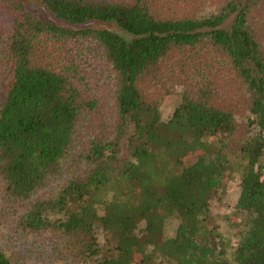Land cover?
Instances as JSON below:
<instances>
[{
    "label": "trees",
    "instance_id": "1",
    "mask_svg": "<svg viewBox=\"0 0 264 264\" xmlns=\"http://www.w3.org/2000/svg\"><path fill=\"white\" fill-rule=\"evenodd\" d=\"M0 222V264H264V0H0Z\"/></svg>",
    "mask_w": 264,
    "mask_h": 264
},
{
    "label": "rangeland",
    "instance_id": "2",
    "mask_svg": "<svg viewBox=\"0 0 264 264\" xmlns=\"http://www.w3.org/2000/svg\"><path fill=\"white\" fill-rule=\"evenodd\" d=\"M78 27H91V28H107L111 29L117 33H120L124 36H128L125 32L120 30L118 27H116L113 24L110 23H102L99 21H88ZM62 54V53H61ZM201 61L203 59H200ZM212 62L211 69L209 70L210 72H214L215 76L212 78L215 79V87H217L221 93H224V91L234 90V84L231 82L229 78H226V71L223 70L221 65L217 61H208ZM195 67H199L196 65ZM103 67L101 66V69ZM209 69V68H208ZM180 92H181V87L176 86L173 93L167 95L160 103L159 105V111H160V117L162 121H166L174 106L179 100L180 97ZM219 194L222 196V201H218L217 199H211L209 200V209L214 217L216 224L218 226L219 233L221 234L222 237L228 238L230 241L234 240V234L237 231V226L232 224L231 222L228 221V218L230 220H234L235 217L232 215L234 214V211L232 209V206L235 202V199L238 194V182L237 178H233L229 180L228 182H225L223 186H221V190ZM1 223V222H0ZM139 227H142L143 222L139 221L138 222ZM176 222L174 219L171 217L167 218L165 220L163 232L165 236H172L174 232ZM109 237V234L106 233H101L99 234V240L102 241L104 237ZM162 264V263H161Z\"/></svg>",
    "mask_w": 264,
    "mask_h": 264
}]
</instances>
